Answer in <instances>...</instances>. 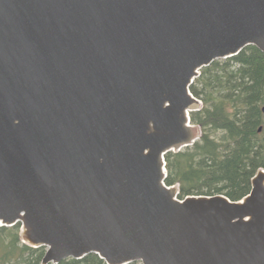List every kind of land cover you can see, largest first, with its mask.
<instances>
[{
  "label": "water",
  "instance_id": "95a60500",
  "mask_svg": "<svg viewBox=\"0 0 264 264\" xmlns=\"http://www.w3.org/2000/svg\"><path fill=\"white\" fill-rule=\"evenodd\" d=\"M248 46L264 0H0V228L42 264H264V169L240 201L165 182L195 79Z\"/></svg>",
  "mask_w": 264,
  "mask_h": 264
},
{
  "label": "trees",
  "instance_id": "16d2710c",
  "mask_svg": "<svg viewBox=\"0 0 264 264\" xmlns=\"http://www.w3.org/2000/svg\"><path fill=\"white\" fill-rule=\"evenodd\" d=\"M191 92L204 104L191 113L202 136L195 145L166 155L165 182L179 185V199L220 194L240 201L264 169V54L248 46L237 56L215 61L202 69ZM19 229L20 225L0 228V264H42L46 248L23 244ZM59 264L107 263L91 254Z\"/></svg>",
  "mask_w": 264,
  "mask_h": 264
},
{
  "label": "rangeland",
  "instance_id": "374dc122",
  "mask_svg": "<svg viewBox=\"0 0 264 264\" xmlns=\"http://www.w3.org/2000/svg\"><path fill=\"white\" fill-rule=\"evenodd\" d=\"M262 106H264V105H262ZM263 126H264V122H263ZM219 134V133H218Z\"/></svg>",
  "mask_w": 264,
  "mask_h": 264
}]
</instances>
